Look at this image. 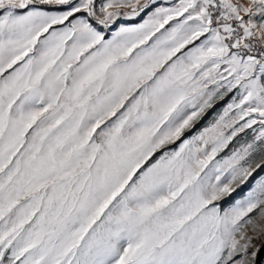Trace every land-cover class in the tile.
Segmentation results:
<instances>
[{"label":"snow or ice","instance_id":"obj_1","mask_svg":"<svg viewBox=\"0 0 264 264\" xmlns=\"http://www.w3.org/2000/svg\"><path fill=\"white\" fill-rule=\"evenodd\" d=\"M257 173L264 0H0V264H264Z\"/></svg>","mask_w":264,"mask_h":264},{"label":"rangeland","instance_id":"obj_2","mask_svg":"<svg viewBox=\"0 0 264 264\" xmlns=\"http://www.w3.org/2000/svg\"><path fill=\"white\" fill-rule=\"evenodd\" d=\"M233 95L234 93H230L229 96L225 97L223 100L217 101V104L214 106V108L209 110L205 118L201 122L198 123L197 127L194 130H191L188 133H186V137L194 135L196 132L202 130L204 127L208 126V124L213 122V120L222 112L223 108L226 107V105L231 102ZM246 131H247V136L250 137L251 130H246ZM244 138H245V134H241V136L238 137V140L242 142ZM237 146H238L237 141H233V143L229 145V148L225 149V151L221 153V156L229 154L232 148L237 147ZM261 174H264V173L254 174L253 178L250 179L248 184L243 189L238 190V193L236 194V197L234 198H238L239 196H242L248 190V188H250L252 184L255 183V180L258 179L259 175ZM231 202L232 201L229 200L226 202V204L231 203ZM226 204L224 206H226Z\"/></svg>","mask_w":264,"mask_h":264}]
</instances>
